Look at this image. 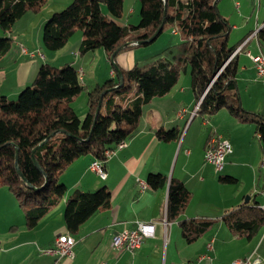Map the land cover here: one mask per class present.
Returning <instances> with one entry per match:
<instances>
[{
    "label": "trees",
    "instance_id": "obj_1",
    "mask_svg": "<svg viewBox=\"0 0 264 264\" xmlns=\"http://www.w3.org/2000/svg\"><path fill=\"white\" fill-rule=\"evenodd\" d=\"M218 1L140 0L139 20L123 25L118 21L124 16V0H72L51 14L44 23L43 43L52 51L65 46L81 31L80 54L102 47L111 58L117 50L116 56L129 46L151 43L145 40L164 19L159 35L175 29L181 40L137 60L129 68L121 67L118 78L97 83L87 92L84 119L73 106L85 89L80 73L83 70L71 64L60 67L42 63L33 81L20 91L17 99L0 94V187H7L17 197L27 227H35L64 201L67 230L76 234L96 212L109 208L112 194L106 186L68 195L61 175L83 155L104 159L106 149L137 130L144 106L155 97L167 94L185 71L191 75L196 99L201 100L199 114L212 115L225 108L243 121L252 120L264 143V117L247 111L241 104L238 56L237 52L234 54L240 43H228L231 24L220 13ZM47 2L0 0V27L11 32L21 17L29 11L39 12ZM257 33L264 44V27ZM12 43V37H0V59L9 52ZM101 98V108L96 114ZM157 135L170 141L179 138V130L160 128ZM219 179L238 182L231 175H221ZM147 182L153 188L168 185L166 218L178 221L188 242L197 240L219 220L181 217L192 192L180 179L151 172ZM221 219L234 234L252 239L264 227V208L245 203L229 210Z\"/></svg>",
    "mask_w": 264,
    "mask_h": 264
},
{
    "label": "crops",
    "instance_id": "obj_2",
    "mask_svg": "<svg viewBox=\"0 0 264 264\" xmlns=\"http://www.w3.org/2000/svg\"><path fill=\"white\" fill-rule=\"evenodd\" d=\"M71 1L48 0L39 12H35L34 16L31 14V19H37V34L33 32L27 37L21 30L18 33L14 29L9 32L16 41L0 59V94L9 97L17 94L33 81L39 66L45 62L54 64L61 58L71 57L72 60L64 64L74 61L79 64V70L92 65L98 48L80 54L83 39L81 32L77 31L65 46L54 50L51 57L41 44L43 24L53 12ZM127 1L124 0V13ZM137 1L133 0L128 5V14L135 11ZM54 2L58 4L43 13ZM236 2L242 8L243 4ZM218 8L231 24L228 43H240L237 51V83L241 104L247 111L264 117V75L258 74L256 64L249 55L264 54V44L257 33L258 29L264 27V17L261 22L258 18L260 23L257 25L262 26L251 32L248 27L250 20L240 23L246 16L244 9L239 13L226 12L220 0ZM30 13L32 11L18 21ZM130 20L128 15L118 22L123 25L130 23ZM169 30L180 35L175 29ZM233 30L236 31L234 35ZM134 47L129 46L116 56L115 61L120 68H129L136 62L131 61ZM23 48H27L28 52ZM72 53L76 56L73 57ZM104 53L107 56L106 51ZM107 58L111 60L108 56ZM93 68L96 72L95 65ZM95 72V81L87 82L83 76L87 92L102 82ZM109 75L113 78L116 75L118 78L114 65ZM199 101L193 92L189 71L183 72L178 83L167 94L155 97L144 106L137 130L125 139L124 147L105 160L106 178H102L91 168L96 159L91 154L79 157L61 175V180L68 187V195L77 190H95L102 186H106L112 194V205L100 209L73 234L76 237L73 259L45 251L55 244L57 235L69 232L64 220L65 202L62 201L33 228L26 226L25 219L20 214L18 223L10 217L7 227L0 228V264H231L235 259L253 252L263 258L264 264V227L255 237L248 239L234 234L221 219L223 214L245 203L250 202L263 208V140L256 131L254 121H243L225 108L203 116L198 113ZM182 110L184 111L181 113ZM86 112L77 114L81 118ZM160 128H177L179 138L170 141L160 139L157 135ZM213 132L227 137L233 149L227 155L222 169L224 175L234 176L238 182L231 191L225 193H216L213 186L208 184L213 181L214 176L210 168L212 164L205 160L204 151L208 137ZM151 172H161L168 178L176 177L192 192L182 218H218L217 223L197 240L188 242L177 220L164 221L168 185L160 188L149 185L146 190H140L138 179L147 181ZM10 193L7 187H0V197L12 199ZM10 213H16V209ZM137 221L154 222V234L146 237L143 244L133 252L115 248L112 244L114 234L135 227Z\"/></svg>",
    "mask_w": 264,
    "mask_h": 264
},
{
    "label": "rangeland",
    "instance_id": "obj_3",
    "mask_svg": "<svg viewBox=\"0 0 264 264\" xmlns=\"http://www.w3.org/2000/svg\"><path fill=\"white\" fill-rule=\"evenodd\" d=\"M239 1L240 4L242 3V8H240L237 6V2ZM133 2V0H128L127 1V7L125 9V13H124V18L126 19L129 15L130 17V21L132 23L138 21V17L140 18V7H141V3L140 0L137 1L136 3V9L133 13L128 14L127 9H128V5H131ZM57 2H54L50 5L49 8L44 9L43 13H46L48 9H50L51 7H55V5H57ZM220 4L221 6L224 7L225 11H232L234 13H239L241 9H244V11H246V16H244V18H242L240 21V23H242L243 21H249L250 20V24L248 25L249 29L252 31H254L256 29V27H261L262 25H257V23L261 22V18L264 17V0H220ZM64 8V7H63ZM58 8V10L63 9ZM57 10V11H58ZM103 11L106 12L107 9L106 7H103ZM42 13V15H43ZM31 14H36L35 12L30 13V15L25 16L23 19H21L20 21H17L15 23V27H13L14 31L16 33H18V31L21 30V33L25 32L24 35L30 36L33 32L34 34H37V19H31ZM34 16V15H33ZM258 18L260 19V22L258 20ZM243 22V23H244ZM44 25L42 26V34H41V44L44 45L43 43V28ZM39 31V30H38ZM81 32V31H78ZM233 35L236 34L235 30H233ZM255 32V31H254ZM253 32V33H254ZM5 36H10L12 37V41H16L15 37L11 36L9 34V32L4 31L2 29V27H0V37H5ZM16 36V35H15ZM22 37V36H21ZM20 38V37H19ZM180 35H175V33H173L172 31H170L169 29L165 30L161 35H159V37H157V39H155L153 42L146 44V45H136L134 47L133 53H132V57H131V61H137L138 59H143L146 58L148 56H151L153 54L158 53L159 51H161L162 49H164L165 47H167L168 45H171L177 41H179ZM45 47V46H44ZM43 50H45L46 54L49 53V57H51V54L55 53V51L49 50L46 47ZM100 50V51H98ZM104 49L102 47H99L97 49V51L95 52V57L93 59V63L92 65H86L83 69L84 72H80L82 77L84 76V78L86 79L87 82L89 81H95V77H94V68L93 66H96L97 69V77H99L100 81H105L106 79L111 78V76L109 75L110 70L113 67V64L111 62V60H109L106 56V54L104 53ZM63 54V53H62ZM78 55V54H77ZM72 56L75 57L76 55L74 53H72ZM80 56V55H78ZM72 60V58L70 57L69 59H65V58H61L57 61L54 62V65L56 66H66V65H73L75 67H79V64L74 63V61L72 63H66ZM54 61V60H52ZM78 61V60H77ZM95 72V73H96ZM114 77L117 78V76L115 75ZM95 83V82H94ZM30 84L25 85L22 89H24L26 86H28ZM21 89V90H22ZM20 90V91H21ZM20 91L15 94L14 96L11 95L9 97V99H17L19 96ZM87 91L84 89L81 94L78 96V98L76 99V101L73 103L74 109L75 111L79 114L82 115L83 111H87ZM241 96V95H240ZM85 117V116H84ZM84 117L82 116L81 119H84ZM187 128V126L185 127V129ZM210 168L213 171V176L214 179L210 184V186H213V189L216 193H220V192H224L225 191H231L232 188L235 187V183H228V182H221L219 180V176L224 175V170L223 169H215V167H213L212 165H210ZM74 191V190H73ZM12 196V199H7V198H2L0 197V228H4L7 227V222L9 223L10 221V217H13L15 220V223H18V219H19V214L20 216H22L25 219V215L23 210L21 209V207L19 206L17 197H15V195L13 193H10ZM14 209H16V213L11 214L10 212L14 211ZM9 227V226H8Z\"/></svg>",
    "mask_w": 264,
    "mask_h": 264
},
{
    "label": "built area",
    "instance_id": "obj_4",
    "mask_svg": "<svg viewBox=\"0 0 264 264\" xmlns=\"http://www.w3.org/2000/svg\"><path fill=\"white\" fill-rule=\"evenodd\" d=\"M25 52H28L27 48H23ZM239 49L234 52V54ZM39 53V52H38ZM33 54V53H32ZM233 54V55H234ZM251 58L254 60L258 74L264 75V54H250ZM201 101V100H200ZM200 101L197 105V109L199 108ZM184 110L181 111V113ZM126 145V141L122 140L118 142L113 148H109L105 150V158L104 159H95L91 168L102 177L106 178L107 173L104 169V162L107 158L111 157L116 153V151ZM232 144L227 137H224L222 134L213 132L209 135L205 151L204 158L207 162L212 164L215 169H222L226 162V157L232 152ZM262 166H264V156L262 158ZM138 184L141 191L146 190L149 187L148 182H143V179H138ZM164 212L166 215L167 208H164ZM167 218L164 216V221L166 222ZM155 224L152 221H137L135 227L130 229H124L120 232L114 234L112 238V244L115 248L126 249L131 252L135 251L139 248L146 237L154 234ZM76 243V237L70 233H60L57 235L55 244L52 247L46 248V252L56 253L62 258L73 259L75 256L74 245ZM231 264H263V258L253 252L243 258L235 259Z\"/></svg>",
    "mask_w": 264,
    "mask_h": 264
},
{
    "label": "water",
    "instance_id": "obj_5",
    "mask_svg": "<svg viewBox=\"0 0 264 264\" xmlns=\"http://www.w3.org/2000/svg\"><path fill=\"white\" fill-rule=\"evenodd\" d=\"M217 2V0H215V3ZM164 21H165V19L163 20V22L161 23V25L159 26V28L156 30V32L149 38V39H147V40H145V41H148V42H152V41H154L157 37H158V35L160 34V32H161V30H162V27H163V24H164ZM119 49H121V47L119 48ZM118 51V50H117ZM117 51H115L112 55H111V62H112V64L114 65V67H115V69L117 70V73H118V75L119 76H121V69H120V67L117 65V63H116V61H115V56H116V54H117ZM123 79H121V81H122ZM109 90H111V88H109V89H106L104 92H103V94H102V97H103V95L106 93V92H108ZM101 101H102V98H101V100H100V103H99V106H98V108H97V113L96 114H98L99 113V111H100V108H101ZM36 147H38V146H36ZM35 149L36 148H34V151H35ZM17 153H18V149H17ZM18 157V156H17ZM33 157H34V155H33ZM17 160H18V158H17ZM34 160H35V158H34ZM35 162H36V160H35ZM249 201V196H247V198H246V202H248Z\"/></svg>",
    "mask_w": 264,
    "mask_h": 264
},
{
    "label": "bare ground",
    "instance_id": "obj_6",
    "mask_svg": "<svg viewBox=\"0 0 264 264\" xmlns=\"http://www.w3.org/2000/svg\"><path fill=\"white\" fill-rule=\"evenodd\" d=\"M143 182H147V181L143 180ZM263 208H264V206H263Z\"/></svg>",
    "mask_w": 264,
    "mask_h": 264
}]
</instances>
